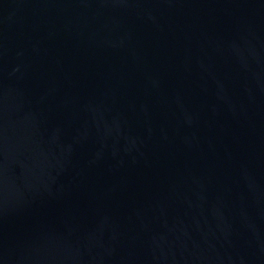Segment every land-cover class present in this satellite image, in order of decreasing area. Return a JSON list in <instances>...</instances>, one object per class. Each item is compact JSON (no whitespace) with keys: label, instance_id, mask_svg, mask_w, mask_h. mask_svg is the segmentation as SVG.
I'll list each match as a JSON object with an SVG mask.
<instances>
[{"label":"water","instance_id":"95a60500","mask_svg":"<svg viewBox=\"0 0 264 264\" xmlns=\"http://www.w3.org/2000/svg\"><path fill=\"white\" fill-rule=\"evenodd\" d=\"M0 264H264V0H0Z\"/></svg>","mask_w":264,"mask_h":264}]
</instances>
